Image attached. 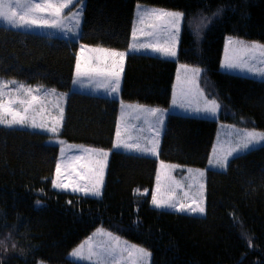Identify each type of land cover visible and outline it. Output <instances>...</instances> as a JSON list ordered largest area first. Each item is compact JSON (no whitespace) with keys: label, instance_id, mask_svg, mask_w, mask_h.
<instances>
[{"label":"trees","instance_id":"obj_1","mask_svg":"<svg viewBox=\"0 0 264 264\" xmlns=\"http://www.w3.org/2000/svg\"><path fill=\"white\" fill-rule=\"evenodd\" d=\"M140 3L184 14L179 55L130 53L122 99L168 107L179 63L199 66L220 120L264 130V81L221 69L228 36L264 42V0H86L79 40L0 25V77L70 91L81 45L127 49ZM119 109L73 91L61 136L111 148ZM217 131L216 119L172 114L160 158L205 167ZM47 138L0 126V264H84L69 254L100 226L148 248L152 264H264V145L208 172L207 214L195 216L151 205L158 160L145 155L113 151L101 197L54 188L60 148Z\"/></svg>","mask_w":264,"mask_h":264},{"label":"rangeland","instance_id":"obj_2","mask_svg":"<svg viewBox=\"0 0 264 264\" xmlns=\"http://www.w3.org/2000/svg\"><path fill=\"white\" fill-rule=\"evenodd\" d=\"M38 2H42V0H38ZM52 2L60 3L64 2V0H52ZM85 6L86 0H80L79 3L71 7V12H69L68 9H64V18L61 28L43 26V24L40 22L31 27L17 28L6 24L2 20H0V25L51 36H62L66 32V34H68L67 36H69L70 39L79 40L84 22ZM138 8H157L166 11H178L140 3L136 8L132 30V39L130 46L127 49L118 50L102 46H90L82 44L78 53L77 63H80L81 71L87 72L88 75L82 76L79 79L76 76L77 82H73L72 89L70 91H61L57 88L47 87L41 84H28L22 80L14 78L0 77V82L7 83V88L4 90L6 95L3 97L5 102H7L9 99L15 98H27L30 100L32 96H37L40 101L39 103L33 105V109H30L28 113V120L25 124H13L11 126L7 124H0V126L29 129L48 134L47 143L56 145L60 148L57 164H61V171L58 176L55 169L53 181L55 180L58 183L69 184L71 186L78 185L80 188L87 189L88 191L87 193H85L84 191H72L71 188H68L67 190L63 188L56 189L71 191L87 196L101 197L103 195V190L106 184V175L111 153L113 151H120L116 149H124L126 151L123 152H137L140 154H145L147 156L150 155L158 160L156 179L151 198V205L154 208H158L152 203L153 197L155 196L162 202L167 201L169 203H175L177 207L183 205L185 208H190L200 205L204 208V212L199 213L191 211H177L176 209L170 207H159L158 209L195 216H206L208 172L210 170L226 171L231 161L235 157L264 145V141L254 142L249 146L248 149L239 151L238 153H233L232 156L228 157V163L224 168H221L216 164H210V160L214 159V152L215 155H226V153L231 148L235 147L238 142L242 141L244 133L252 131L264 133V130L253 127L240 126L236 123H230L220 120V107L214 116L203 111L197 112L196 109H203L210 101L215 100L209 97L205 93L204 89L200 86L199 76L201 71L199 72V74H195L191 71V69L193 68L200 69L199 66L179 63L177 77L172 94V100L170 106L168 107H155L148 104L124 101L122 99L121 93L127 56L132 53L130 51L150 53L164 58L177 60L183 29L184 18L181 22L179 34L176 39L173 40L172 34L175 30L169 27L166 22L167 18L157 19L156 17L143 16L142 14L138 13ZM50 11L51 10H48L43 13L35 12L33 15L36 18H39L41 16L47 17ZM77 12H79L78 23L77 19L71 18L72 14ZM133 32H135V37L133 36ZM230 40L232 41V43L229 42ZM237 41H243L245 45H250L253 43L264 45V42L262 41L228 36L226 38L223 58L221 62L222 71L264 81V57H261L259 55V52L252 53L250 50H245L240 44L236 43ZM134 43L136 45L135 49H133L132 47ZM173 44H175V50L177 53L176 57H168L165 56L162 52L154 51V49L156 48L171 47ZM94 49H106L107 51H93ZM111 52H123L125 53V55L123 58L114 57L110 55ZM226 60L238 66L235 68L222 67ZM113 73H118L120 78L119 91L117 93H110L109 90H106L105 88L100 86V83L105 79H112ZM11 81H15L16 83H9ZM20 85H23V88L17 91V88ZM27 89H32L34 91L29 94L26 91ZM36 89H39V92L35 91ZM53 89L55 90V94L45 95V93H50V91ZM73 91L119 99L120 109L118 114L119 123L117 122V128L119 124V130L121 133L119 138L120 144L123 145V143H136L137 140H139L141 148H152L155 145V154H153L152 152H140L134 149H127L123 146L116 147L118 140L115 141V139L113 146L107 149L85 144L71 143L65 140L61 136V131L63 128L64 120L66 118V108L69 96ZM173 99H175L176 101L175 105L173 104ZM215 101L218 103L217 100ZM137 105L144 108H158L164 110L163 122L158 123L155 117L149 116L146 112L139 111L135 107ZM14 107L17 110L22 111V106L17 104ZM61 108L63 109L62 119L60 113ZM172 114L198 117L203 116L218 120L216 140L211 150L208 163L205 167L186 166L178 163L164 161L160 158L163 136L167 129L168 120ZM7 119H11V117H7ZM33 120L37 125L43 124L45 125V127H32L31 124ZM53 126L57 128V131L55 133L48 130ZM157 132L159 133L158 136ZM124 133L126 135H124ZM61 149H63V156L61 153ZM86 149H91L92 151H85ZM102 152H107V157H104L102 154H100ZM161 164L165 165V167H161ZM200 172H203V176L199 175ZM201 185L203 186L202 188ZM97 187L99 188V195L94 194V191ZM146 193H149V191H147ZM98 230H103L105 233H111L113 237L119 238L118 249H123L126 243L127 245H134L143 248L151 254L150 257L146 260H137L135 253L133 254V256L129 257L128 253L125 251L123 253V259L119 261V264H152V252L148 248L143 245L130 242L114 234L103 226L98 227L90 236L83 240L73 250L77 249L80 245L85 244V242L88 241L89 238H92V243L96 245H116V242L111 240V238H109L108 236L98 235ZM73 250L70 252V254L73 252ZM70 254L69 259L79 263L90 264L89 261L78 260L75 257H72ZM84 254L87 255V246L85 247ZM38 264L50 263L40 260Z\"/></svg>","mask_w":264,"mask_h":264},{"label":"snow or ice","instance_id":"obj_3","mask_svg":"<svg viewBox=\"0 0 264 264\" xmlns=\"http://www.w3.org/2000/svg\"><path fill=\"white\" fill-rule=\"evenodd\" d=\"M80 0H64V2L60 3H53L52 0H42V2H38V0H0V20L4 21L6 24L11 25L13 27H31L33 25L38 24V22L42 23L43 26L52 27V28H61L62 22H63V10L68 9L69 12H71V7L77 3H79ZM48 10H51L49 15L47 17L41 16L39 18L34 17L35 12H46ZM82 10V9H81ZM138 13L142 14L143 16H149V17H156L157 19L167 18V24L171 29H174V33L172 34L173 40L176 39V37L179 34L181 22L184 18V14L179 11H166L162 9L157 8H138ZM218 14V13H217ZM78 16L79 12L73 13L72 17L73 19H77L78 23ZM200 26H205L204 22L201 21ZM133 36L135 37V32H133ZM232 43V41H229ZM236 43L240 44L245 50H250L252 53L259 52V55L261 57H264V45L261 44H250L245 45L243 41H237ZM133 49L136 48L135 43L132 45ZM93 51H100V52H106V49H94ZM154 51L162 52L165 56L168 57H176L177 53L175 50V44H173L171 47L168 48H156ZM111 56L114 57H120L123 58L125 53L123 52H111ZM238 65L228 62H226L222 65V67L225 68H235ZM184 67V66H182ZM191 71L195 74H199L201 71L199 68H193ZM76 75L79 79L82 76L88 75L87 72L81 71L80 63H77L76 66ZM112 79H105L100 83V86L105 88L106 90H109L110 93H117L119 91V85H120V78L118 73L112 74ZM77 81H74V83ZM9 83L15 84V81H11ZM7 88V83L0 82V124H7L9 126L13 124H25L28 120V113L30 109H33V105L36 103H39V98L37 96H32V98L29 100L27 98H15V99H9L7 102L4 101L3 97L6 95L5 89ZM21 88H23V85L18 86L17 91H19ZM27 93L31 94L32 89H27ZM35 91L39 92V89H36ZM48 94H55V90H51L50 93H45V95ZM176 101L173 99V104L175 105ZM22 106V111L17 110L14 106L15 105ZM123 107V105H122ZM132 107V106H128ZM139 111L148 113L149 116L155 117L156 121L158 123L163 122V116H164V110L158 109V108H144L142 106H135ZM220 105L215 101H210L203 109H196L197 112L203 111L205 113L215 115L218 111ZM61 113V119L63 114V109H60ZM7 117H11V119H7ZM32 127H40L44 128L45 125L40 124L37 125L35 121L33 120ZM49 131L55 133L57 131V128L55 126L48 129ZM118 143L116 147L123 146L127 149H134L140 152H152L155 154V145L152 148H141L139 140H137L136 143H123V145L120 144L119 138H120V130L117 129L116 132ZM159 133L157 132V136ZM264 141V133H258L255 131L252 132H246L243 134L242 141L238 142L235 147L231 148L226 155L219 156L215 155L214 152V159L210 160V164H216L219 165L221 168L226 167L228 163V157L232 156L233 153H238L239 151H243L249 148L250 145H252L254 142ZM62 143V142H61ZM158 143V141H157ZM85 151H92L91 149H86ZM61 153L63 156V149H61ZM104 157H107V152L100 153ZM161 167H165V165L161 164ZM61 171V164L58 163L56 166V172L59 176ZM191 171V170H190ZM102 172V169H101ZM200 176H203V172L199 173ZM159 179V176H158ZM53 186L55 188H63L68 189L71 188L72 191H84L87 193V189H82L78 185L77 186H71L69 184L64 183H58L57 181H53ZM203 186L201 185V188ZM95 195H99V188L97 187L94 191ZM152 203L156 207H170L174 208L177 211H191V212H199L203 213L204 208L200 205H197L196 207H190L185 208L183 205H180L177 207L175 203H169L167 201H160L155 196L153 197ZM98 235H106L111 240L116 242V245L113 246L111 244L107 246L102 245H96L92 243V238H89L88 241L85 242V244L80 245L77 249L73 250V252L70 254L72 257H75L78 260H87L90 262V264H119V261L123 259V253L126 251L129 255V257L133 256V254H136L137 260H146L150 257V253L147 252L145 249L134 246V245H127L125 243V247L123 249H118L119 245V238L113 237L111 233H105L103 230H98ZM94 234V235H97ZM87 246V255L84 254L85 247Z\"/></svg>","mask_w":264,"mask_h":264},{"label":"crops","instance_id":"obj_4","mask_svg":"<svg viewBox=\"0 0 264 264\" xmlns=\"http://www.w3.org/2000/svg\"><path fill=\"white\" fill-rule=\"evenodd\" d=\"M133 25H134V24H133ZM130 52L133 53V52H135V51H130ZM76 76H77V75H75V78H74L73 82L76 81ZM118 123H119V122H118ZM118 128H119V124H118ZM118 128H117V129H118ZM116 132H117V131H116ZM124 135H126V134L124 133ZM116 140H117V135H116V137H115V141H116ZM115 141H114V142H115ZM116 150L126 151V150H124V149H116ZM130 153H135V154H139V155H145V154H140V153H137V152H130ZM145 156H147V155H145ZM148 156H150V155H148ZM150 157H152V156H150ZM97 197H98V196H97Z\"/></svg>","mask_w":264,"mask_h":264}]
</instances>
